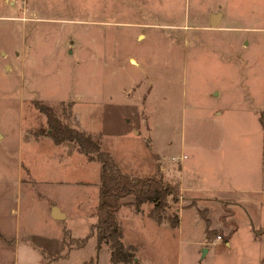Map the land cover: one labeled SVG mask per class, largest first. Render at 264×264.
Segmentation results:
<instances>
[{
	"label": "rangeland",
	"instance_id": "obj_1",
	"mask_svg": "<svg viewBox=\"0 0 264 264\" xmlns=\"http://www.w3.org/2000/svg\"><path fill=\"white\" fill-rule=\"evenodd\" d=\"M36 103L123 173L173 183L184 153L182 179L220 185L212 159L244 162L264 118V0H0V264H110L93 237L72 241L94 221L99 163L53 144ZM132 200L117 215L137 248L128 264H259L244 227L224 244L241 208L182 197L168 203L179 232Z\"/></svg>",
	"mask_w": 264,
	"mask_h": 264
},
{
	"label": "trees",
	"instance_id": "obj_2",
	"mask_svg": "<svg viewBox=\"0 0 264 264\" xmlns=\"http://www.w3.org/2000/svg\"><path fill=\"white\" fill-rule=\"evenodd\" d=\"M36 106L45 116L46 136L53 144L71 142L77 146L78 151L86 157L87 161L99 163V185L93 212L94 221L89 225L87 234L83 238H73V242L79 245L87 238L93 237L96 246L104 244L107 247L110 264L132 262L137 248L135 245L124 244L121 241L122 227L117 217L119 209L124 204L122 200L129 196L133 198L134 207L143 203L151 205L147 215L156 224L161 225L167 222L170 229L177 228L178 215L170 211L168 205V203H177L178 185L176 182L170 183L163 180L160 173L142 177H133L123 173L111 155L102 151L89 133L70 125L68 114L66 119L60 120L54 116L52 108L39 103H36ZM259 118L264 126L262 116ZM228 237V235L224 236V241H227ZM64 244L66 247L71 246V242L67 240H64Z\"/></svg>",
	"mask_w": 264,
	"mask_h": 264
},
{
	"label": "crops",
	"instance_id": "obj_3",
	"mask_svg": "<svg viewBox=\"0 0 264 264\" xmlns=\"http://www.w3.org/2000/svg\"><path fill=\"white\" fill-rule=\"evenodd\" d=\"M133 64V61H130ZM213 110L212 114L220 115L223 110ZM118 112V110L116 111ZM114 112H105L103 117V131L110 133H117L112 127H109L107 116L113 115ZM115 114V113H114ZM116 115V114H115ZM262 116L261 114L259 117ZM263 118V117H262ZM260 119V118H259ZM264 120V118H263ZM260 132L257 134L254 151L248 156L244 162L237 163L234 159L230 158H217L214 157L211 161V166L206 170V174L221 179V184H207L200 185L196 179H191L190 182L185 181L181 176H185V171L188 169L187 156L183 153L184 158L178 162V172L176 183L178 185V201L182 202V197L194 199L195 203L204 202L208 205L207 209L211 207L216 208V203L219 207L236 206L243 210V216L238 217L234 221L236 227L229 232L223 233V236L228 235L227 241L224 242L225 246L229 240L235 235L238 228L244 227L252 241H261L263 245V252L260 256L259 264H264V140L263 130L264 126L259 122ZM127 123L122 120L118 122L117 128L124 131ZM120 134V133H118ZM112 135V134H109ZM215 150L221 148V145L213 144ZM213 149V147L211 146ZM179 155V156H183ZM196 168V167H195ZM197 169V168H196ZM195 170V169H194ZM189 175H195L192 172ZM179 190L180 195L179 196ZM183 193V194H182ZM206 207V206H205ZM234 216V214H232ZM208 218L210 216L208 215ZM179 232L181 221L178 220ZM254 231H257L254 234ZM202 235L200 236L201 239ZM199 239V240H200ZM198 240V241H199ZM196 241V242H198Z\"/></svg>",
	"mask_w": 264,
	"mask_h": 264
},
{
	"label": "built area",
	"instance_id": "obj_4",
	"mask_svg": "<svg viewBox=\"0 0 264 264\" xmlns=\"http://www.w3.org/2000/svg\"><path fill=\"white\" fill-rule=\"evenodd\" d=\"M182 158H184V155L183 156H178V161H180Z\"/></svg>",
	"mask_w": 264,
	"mask_h": 264
},
{
	"label": "water",
	"instance_id": "obj_5",
	"mask_svg": "<svg viewBox=\"0 0 264 264\" xmlns=\"http://www.w3.org/2000/svg\"><path fill=\"white\" fill-rule=\"evenodd\" d=\"M205 252V249H202V254Z\"/></svg>",
	"mask_w": 264,
	"mask_h": 264
}]
</instances>
